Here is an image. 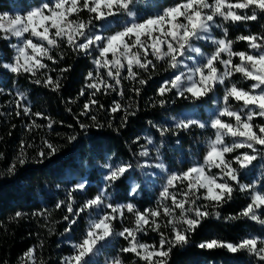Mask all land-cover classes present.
<instances>
[{
  "label": "snow or ice",
  "instance_id": "snow-or-ice-1",
  "mask_svg": "<svg viewBox=\"0 0 264 264\" xmlns=\"http://www.w3.org/2000/svg\"><path fill=\"white\" fill-rule=\"evenodd\" d=\"M136 3L137 0H42L24 13H0V39L8 41L14 50L11 60L0 62V68L15 76L27 74L34 84L58 92L63 74L72 66L59 69L60 75L53 79L49 72L56 69L50 68L47 62L58 64L64 58L62 46L66 45L73 53L92 57L93 70L87 72L85 87L80 89L79 96H88L80 115L90 116L94 123L80 122L77 117L82 130L103 127L96 116L91 115L94 109L104 107L96 98L98 94L116 93L123 97L124 80L145 85L148 81L141 78L140 72L155 71L157 64L154 61L163 62L165 70L172 72L158 87L159 99L152 102L154 107L174 103L173 96L201 101L223 89L222 96L213 101L221 106L209 120L192 116L173 118L175 122L171 127L149 121L161 136L193 128L214 130V139H208L202 162H194L182 171H169L163 161L154 165L168 172L154 208L141 210L131 201L116 203L112 200L111 189L122 179H127V174L133 170V165L127 162L105 164L107 171L102 186L79 206L74 194L87 191L88 181L74 184L67 199L56 203L57 209L67 210L63 216L68 224L65 232H70L83 214L89 217L83 236L72 244V254L63 257L61 264H90L89 258L117 236L126 241L127 246L105 264H124L123 253L133 254L142 264H171L173 251L190 245L206 219H220L219 209L231 201L236 192L249 194L250 202L237 215L224 219L246 218L264 226V184L260 180L243 182L244 174L255 167L257 161L264 162V123L255 122L257 118L264 120V33L241 34L233 40L229 38L228 27L247 25L264 18V0H178L143 18H138L133 11ZM125 14L131 19L119 29L107 33L97 29L98 24H109ZM214 29L221 30L220 37L213 35ZM201 41L210 42L214 50L205 53L197 46ZM238 41L247 42L248 50H234ZM234 58H238L239 63H235ZM237 73L250 81L247 90L235 82ZM131 91L138 96L141 87L133 86ZM15 97L10 102L15 105L14 115L29 118L31 122L25 124L28 132L45 127L36 123L35 117L46 119V127L52 129L56 121L43 112H34L26 103V92L17 91ZM232 102L239 103L240 107L234 108ZM121 111L124 112L121 127H124L128 116L135 112H129L120 101L114 100L110 112ZM15 127L13 124L12 128ZM108 127H112L111 122ZM229 137L231 143L226 142ZM76 139L75 135L68 137L70 142ZM139 140L137 137L136 141ZM147 142L151 144L152 138L148 137ZM42 143L44 148L38 152L41 159L51 157L59 150L48 140ZM27 147L31 145L22 140L16 162L7 169L8 175L15 174L18 165L27 163ZM229 154H232L231 158ZM139 155L149 156L148 148L144 147ZM143 166H150L149 162L146 160ZM214 169L217 171L213 172ZM138 188L139 185L134 184L131 192L135 194ZM25 215L17 211L12 219L19 220ZM32 215L48 217L51 213L41 209ZM129 217H132L131 226H126ZM161 218L166 222L162 224ZM118 222L121 227L117 231ZM162 227L168 228L169 232L162 231ZM149 232L159 234L158 243L142 241L141 237ZM197 247L208 251L225 249L233 254L247 252L264 264L262 236H246L237 242L212 238L201 241ZM37 248L27 249L22 264H44L37 260Z\"/></svg>",
  "mask_w": 264,
  "mask_h": 264
},
{
  "label": "trees",
  "instance_id": "trees-1",
  "mask_svg": "<svg viewBox=\"0 0 264 264\" xmlns=\"http://www.w3.org/2000/svg\"><path fill=\"white\" fill-rule=\"evenodd\" d=\"M41 2L42 0H0V13L14 9L23 10L29 5H37ZM176 2L178 0H137L133 11L138 18H143L153 14L160 7ZM121 17L120 21L124 15ZM118 21L113 22L103 31L107 33L120 28L121 22ZM101 26L98 24L97 28ZM262 26H264V18L247 25H229V38L235 40L241 34L264 33ZM215 34L220 37L221 30L215 31ZM61 50L64 52V58L59 60L57 53L58 64L46 61L50 68L56 69L55 72H49L53 79L60 75L59 69L72 66L63 74L62 87L58 92L34 84L27 74L15 76L0 68V90H2L0 91V173H5L0 175V264H22L23 254L33 246H38V261L42 260L44 264H61L62 258L72 253L71 244L79 241L83 236L89 217L83 214L73 225L72 230L65 232L64 229L68 224L63 220V216L67 214V210L63 207L57 209L55 205L61 200H66L68 191L81 181H88L89 186L87 191L74 194L77 206L95 195L102 186L103 176L107 171L104 168L105 164L127 162L133 165V170L127 174L128 178L122 179L111 189V198L116 203L131 201L143 210L157 205L159 191L168 175V172L161 169L153 170L154 175L150 174L149 166H143L146 160L150 166L163 161L169 171H182L194 162L200 161L207 150L209 132L206 129L193 128L191 131L161 136L152 126L155 124L171 127L175 122L173 118L179 119L181 113L187 109H193L197 115L204 116V107L210 106L215 96L196 102L176 99L173 96L174 103L169 102L164 107L152 106V102L159 99L158 87L171 74V70H165L166 64L159 61H154L157 64L155 71L140 72L141 78L148 81L145 85H134L128 80L122 81L125 93L123 97L116 93L98 94L96 98L104 107L94 109L91 115H95L103 127L82 130L77 117L80 122L90 125L94 123L90 116L80 115L88 96H79L80 89L85 87L87 72L93 70L92 57L73 53L66 45L62 46ZM234 50L247 51V42H236ZM13 55V49L9 47L8 41L0 39V62L10 61ZM234 62L239 63V59L234 58ZM149 77L151 79H148ZM234 80L239 87L246 90L250 87V81L244 80L239 73L235 74ZM133 86L141 87L138 96L131 91ZM17 91L28 94L26 103L32 106L34 112H43L56 121L51 130L46 127L48 121L41 117L34 119L36 123L45 127L34 128L32 132L26 130L25 124L31 121L27 117L15 116V105L10 103L16 99ZM220 91L221 88L218 92ZM70 100L74 102H69ZM114 100L120 101L129 112H135V115L128 116L124 127H121L124 112L114 114L110 112ZM69 108L71 111H68ZM149 121L152 124H149ZM109 122L112 124L111 128L108 127ZM256 122L262 123V120L257 118ZM13 124L16 125L14 129ZM117 128L119 131H115ZM72 135L77 139L70 142L68 137ZM137 137H140L139 142L136 141ZM148 137L152 138L151 144L147 142ZM22 140L31 145L25 150L27 163L18 165L15 174L8 175L7 169L16 162ZM43 140H48L59 150L53 156L41 159L38 152L44 148ZM144 147L149 150L147 157L139 155ZM44 150L47 152L46 148ZM231 155L229 154V158ZM262 164L264 162L257 161L255 167L244 174L243 182L260 180L261 184H264ZM215 171L217 170L214 169L213 172ZM132 183L139 185L135 194L131 192ZM249 202V194L234 193L233 199L219 209L220 219L215 217L206 219L192 237L190 245L173 251L171 264H260L257 258L247 252L233 254L225 249L208 251L197 247L201 241L212 238L237 242L246 236L264 237V226L256 222L246 218L233 221L224 219L230 215H237ZM41 209H48L51 215L48 217L32 215L33 212ZM17 211L26 215L19 220L12 219ZM131 221L132 217H129L125 225L131 226ZM164 222H166L164 218H161V223ZM120 227L118 222L117 231ZM161 230L169 232L168 228L162 227ZM141 239L150 244L158 243L159 234L149 232ZM125 246H127L126 241L117 236L110 240L104 251L115 256ZM121 256L124 264H142L133 254L123 253Z\"/></svg>",
  "mask_w": 264,
  "mask_h": 264
},
{
  "label": "rangeland",
  "instance_id": "rangeland-1",
  "mask_svg": "<svg viewBox=\"0 0 264 264\" xmlns=\"http://www.w3.org/2000/svg\"><path fill=\"white\" fill-rule=\"evenodd\" d=\"M33 6H36V5H29V6H27L25 9H23V10H21V9H14V10H12V11H9V13H11V14H13V15H15V14H20V13H24V12H26L27 10H29L31 7H33ZM122 15H120V16H117L116 18H114L112 21H110V23L109 24H105V25H102L100 28H97L98 30H100V31H103V30H105L106 28H108V26L110 25V24H112L113 22H115V21H120L121 20V17ZM131 18L130 17H128L126 14L124 15V18L122 19V21H120L121 23H120V26H122L125 22H127V21H129ZM118 21V22H119ZM111 26H113V25H111ZM115 27V26H114ZM117 29H119V28H117ZM117 29H115V30H117ZM217 30H219V29H214V31H213V35H215V36H217L216 34H215V31H217ZM105 32V31H104ZM218 37V36H217ZM13 42H15V41H13ZM201 45H205V46H208V48H206L205 46H201ZM197 46H199V47H201L202 48V50L205 52V53H210V52H212L213 50H214V46L210 43V42H207V41H201V42H198V45ZM13 53H14V50H13ZM194 55V54H193ZM220 68H221V70H223V67L222 66H219ZM172 75V72H171V74L169 75V77ZM168 77V78H169ZM219 90V89H218ZM222 94H223V89L221 88V91L220 92H216V94H215V96H214V100H217L220 96H222ZM213 100V101H214ZM233 103V107L234 108H238V107H240V104L239 103H237V102H232ZM221 105L220 104H214L213 102H212V104L210 105V106H206V107H204V116L202 115H197V112H195L193 109H187V110H184L182 113H181V115L179 116V118H183V117H185V116H192V117H195V118H198V119H201V120H209L213 115H214V113H215V111L218 109V107H220ZM256 122V121H255ZM257 124H260L259 122H256ZM262 123H264V120H262ZM208 132H209V134H208V139L209 138H213L214 139V130H212V129H206ZM208 139H207V141H208ZM226 142L227 143H231V138L229 137V138H226ZM200 162H202V159L200 160ZM155 164H157V163H155ZM154 164V165H155ZM154 165H152V166H149V168H148V170H149V172H150V174H152V175H154L155 173H154V171L153 170H160L159 168H156V167H154ZM134 186V184L132 183V187ZM110 242V241H109ZM108 242V243H109ZM73 244V243H72ZM72 244H71V247H72ZM106 246V245H105ZM104 246V247H105ZM102 248L101 249V251L98 253V254H96V255H94V256H92V257H90L89 258V261H90V264H105V262H106V260L107 259H109V258H111V257H114L113 255H111V254H109V253H107V252H105L104 251V249L105 248ZM72 250H73V248H72ZM73 252V251H72ZM72 254V253H71ZM70 254V255H71ZM69 256V255H68Z\"/></svg>",
  "mask_w": 264,
  "mask_h": 264
}]
</instances>
